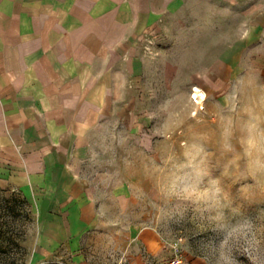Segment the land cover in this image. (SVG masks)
Here are the masks:
<instances>
[{"label":"crops","instance_id":"obj_1","mask_svg":"<svg viewBox=\"0 0 264 264\" xmlns=\"http://www.w3.org/2000/svg\"><path fill=\"white\" fill-rule=\"evenodd\" d=\"M148 30L159 32L162 61L184 55L185 68L209 70L210 84L218 70L264 77V0H0V189L30 206L28 264H92L86 250L103 243L106 209L90 159L115 119L135 125L140 81L153 66L138 42ZM121 221L109 227L131 233L106 245L144 264L152 230Z\"/></svg>","mask_w":264,"mask_h":264},{"label":"rangeland","instance_id":"obj_2","mask_svg":"<svg viewBox=\"0 0 264 264\" xmlns=\"http://www.w3.org/2000/svg\"><path fill=\"white\" fill-rule=\"evenodd\" d=\"M138 42L153 66L140 81L135 125L115 119L90 159L106 209L103 243L86 250L92 264H128L105 241L127 238L129 230L109 227L117 217L152 230L156 246L140 251L144 264H264V77L218 70L210 84L209 70L185 68L184 55L161 60L159 32L144 31ZM194 87L204 93L197 101ZM32 217L18 192L0 189V264H28ZM36 264L77 263L62 256Z\"/></svg>","mask_w":264,"mask_h":264},{"label":"built area","instance_id":"obj_3","mask_svg":"<svg viewBox=\"0 0 264 264\" xmlns=\"http://www.w3.org/2000/svg\"><path fill=\"white\" fill-rule=\"evenodd\" d=\"M146 33L148 34V32H146ZM147 38L148 39L146 40V42H145V44L143 46V52H144V54H150L151 55L152 54V50H151L150 44L152 43V40L149 39V37H147Z\"/></svg>","mask_w":264,"mask_h":264},{"label":"bare ground","instance_id":"obj_4","mask_svg":"<svg viewBox=\"0 0 264 264\" xmlns=\"http://www.w3.org/2000/svg\"><path fill=\"white\" fill-rule=\"evenodd\" d=\"M194 90L196 91V93H193L192 97L195 98V101H197V96H199L200 98L204 96L203 91L199 90L197 87H194Z\"/></svg>","mask_w":264,"mask_h":264}]
</instances>
